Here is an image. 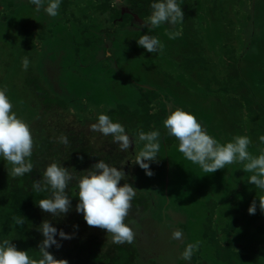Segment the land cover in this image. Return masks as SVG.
Returning a JSON list of instances; mask_svg holds the SVG:
<instances>
[{"label":"trees","instance_id":"1","mask_svg":"<svg viewBox=\"0 0 264 264\" xmlns=\"http://www.w3.org/2000/svg\"><path fill=\"white\" fill-rule=\"evenodd\" d=\"M2 1H5L9 7L13 5L7 0ZM196 1L182 0V10L193 16ZM238 1L244 0H236V2ZM249 1L254 4L256 0ZM150 3L151 0H123L120 4L115 3L114 0H101L97 4L87 5L86 13L78 17L75 7L69 1L61 0L64 15L69 10L68 14L77 23L92 16L101 25L98 27L97 33H92L90 36L85 35L88 28H84L82 39L75 41L73 55L76 59L84 58L83 53L94 46L99 52L92 62L94 67L87 65L86 68L89 70L85 77H83L84 75L75 77V74L73 76L69 71L71 65L65 72L66 87L65 89L63 85L61 87L68 96H71L72 102L68 101V96L61 94V88L58 87L57 81L59 71L56 61H51L52 57L56 58L60 54L62 56V52L51 53L49 49L44 48L45 55L41 60L43 62L41 74L47 80L44 83H42L43 79L41 80L34 73L33 64L26 71L28 77L24 80L22 88L23 90L28 89L35 96L36 106H38L36 108L37 115L34 119L25 120L19 114L17 116L30 127L34 141L30 157L33 167L29 173H25L23 176H14L15 178H11L9 181L0 177V239L11 240L10 242L18 250L28 251L33 258L39 257L38 245L44 238L38 231L39 225L47 220L57 229V232L63 230L70 236L68 239H63L54 235V239L58 241L60 247L57 248L53 245L46 249L57 260L64 259L68 264H156L155 261L147 257L148 253L146 259L142 257L136 247L139 244L137 239H134L130 244L114 243L111 233H107L106 230L99 227L87 225L83 219V213H77L75 210L78 202L76 185L78 179L83 176L82 171L90 169L100 159L125 171L127 161H130V158L135 154L134 144L130 143L129 146L132 152L130 149L122 151L112 141L110 135L104 136L91 130L90 125L96 122L99 113H105L114 121L120 122L130 136H136L141 130L145 132L152 129L159 130L161 132L160 139L167 147L164 150L169 157L171 146L177 141H174L175 137L168 136L163 128V119L169 114L171 105H165L162 101V90L158 89L156 81H152L156 78L155 76L166 77L172 81L173 75L160 69L149 70L147 73L119 71L120 64L128 58L132 59L131 51L138 49L136 42L127 40V34L131 33L130 29L134 25L150 26L147 22V17L151 13ZM214 5L212 3L211 11L216 14ZM69 6L72 7L69 9ZM3 8L0 10V15L10 13L11 9L8 10L5 6ZM22 17L24 16L15 15L13 22L8 17H0V33L5 36L0 40V58L4 63L0 70L6 73L5 79L0 80V84L4 80L6 83L14 78L15 72L12 73L6 64L9 66L8 63L14 64L16 61V64L19 65L22 59L21 55L28 57L32 63L34 54L41 53L35 38L37 36L39 40H45L46 31L41 30L35 34L28 28L26 22H18ZM249 19H252V15H249ZM168 26L170 31L175 29V25ZM198 36L200 37L199 34ZM251 37L248 36L249 39ZM199 40H202V37ZM257 41L258 38H252L254 45ZM227 50L229 53L230 50ZM29 52L33 55L30 56ZM108 52L111 55H107ZM225 52L227 53V51ZM64 57L65 55L62 60ZM153 62L156 63L155 60ZM207 62L198 52L197 55L182 57L179 69L187 75H191L195 82L196 80L199 82L201 89H198L202 90L204 95H213L216 98V94L220 92L228 94L226 106L233 112H239L238 116L242 117L234 121L233 130L225 129L226 135L223 138L220 139L217 135L215 138L223 144L225 141L231 140L232 136L246 135L251 141L248 148L250 153L252 154L255 150L254 153L259 154L260 150L264 148V144L258 140L260 135H264V104L255 97L251 86L243 78L239 58L230 55L225 61L222 73L210 70L211 67ZM47 63L52 65L51 68L45 66ZM171 64L172 62L169 63V66ZM133 67H136V64ZM86 68L83 67L82 71H85ZM150 73L154 76H150ZM195 90L192 88L193 93ZM202 92L197 93L202 94ZM207 96L202 95L205 97V101H208L209 97ZM81 98L88 100L87 104L90 106L88 114H85L87 110H84V105L80 108L78 99ZM164 99H167L168 103L172 102L167 96ZM221 130L223 131V128ZM61 135L67 137V143L60 142ZM181 154L173 161H170L167 156L168 161L179 164L178 157ZM165 159L164 155L161 161H167ZM1 162L3 163L1 170L7 171V168L11 170L12 165H8L9 162L2 159ZM52 162L65 167L68 172L71 170L69 173L72 177L65 189L70 198V208L59 216L42 211L36 204L40 199L50 197V192L33 189L34 182L44 183L43 172L46 166ZM238 167L240 173L237 171ZM183 172L186 173L185 170ZM124 173L125 178L119 183H128L134 187L133 183L128 180L126 172ZM10 174L12 175L11 172ZM178 174L173 175L170 179L174 178V181L179 183L178 186H181V170ZM249 175L250 173L244 170L243 163L228 165L225 169H218L214 173H210L214 182L211 181L213 184H208L209 190L204 197L205 204H207L206 211L195 216L193 223V225H200L203 229L202 232L197 233L193 227L186 231L184 221L180 224L185 239L187 235L191 238L187 243L199 242L198 247L193 252L190 261L186 262L180 258L177 264H264V215L259 218L262 224L258 219H255L254 230L250 232V222L239 221L238 217V213L245 209V205L235 201L239 197L237 196L239 191L233 185L241 184V181L246 183ZM208 176L206 175V177ZM159 182L153 183V185L159 187ZM146 187H151V184L147 182ZM184 188H186L184 189L186 192H181L183 196H196L197 193L193 192L194 185L193 187L190 185L188 188L184 186ZM248 188L249 186L246 189L248 190ZM223 189L225 191L222 193ZM232 192L234 194H231ZM166 196L168 197L165 194L164 197ZM228 198L233 202L230 209L224 207ZM168 202L173 203L170 199ZM152 203L151 195L140 194L138 197H133L124 222L128 225L130 221L135 224L143 222L141 214L145 213L151 216L154 212ZM208 204L210 208H208ZM177 209L179 211V208ZM182 213L184 216L186 215V218L188 217L187 223H191L188 212L183 211ZM22 216L24 217L23 223L17 224L14 218ZM207 221L210 222L209 226ZM238 234L239 236L246 235L244 242L241 243L240 239H235Z\"/></svg>","mask_w":264,"mask_h":264},{"label":"rangeland","instance_id":"2","mask_svg":"<svg viewBox=\"0 0 264 264\" xmlns=\"http://www.w3.org/2000/svg\"><path fill=\"white\" fill-rule=\"evenodd\" d=\"M7 1L13 3V5L9 7L5 1L4 3L0 0V10L4 9L3 7L5 6L8 10L11 9L10 13H4V15H0V17H8L13 22L15 15H21L24 17H22L18 22H26L28 24V28L35 34L39 33L41 30L46 31L45 40H39L36 36L35 42L38 44V49L41 53L34 54L36 57L34 56L32 63H29V66L31 64L34 65V73L39 76L41 80L43 79L42 83L46 80V78L42 77L41 74V69L43 68V62H41V60L45 55L44 48L49 49L51 53L54 51H58V53L62 52V56L60 54L56 58L52 57L51 61H56V67L59 71L57 81L58 87L61 88V94L68 96L63 88L65 89L66 87L64 79L66 77L65 72L67 71L69 65H71L69 67V71H71L73 76L75 74V77H80L82 75L85 77L87 70H89L86 68L87 65L89 64V67H94L92 66V62L99 52L96 50V46H94L83 53L84 58L76 59L75 55H73L74 47L76 45L75 41L82 39V31L84 28H88L87 32H85V35L87 36H90L92 33H97L99 29L98 27L101 26L100 23L92 16H88L82 22L77 23L76 20L68 14L69 10L66 11V14L64 15L61 6L56 17H49L44 14L43 11L36 13L30 0ZM67 1L75 7L76 15L81 17L86 13L85 8L87 5L97 4L101 0ZM114 1L119 4L123 2V0ZM178 3H180L182 7V0H178ZM212 3L215 4L216 14H213L211 11ZM72 6H69L68 8L70 9ZM182 11L184 12L183 21H178L175 24V29L171 31L167 23L158 25L155 28H152L151 26L143 27L134 25L133 28L130 29L131 33L127 34V40H132L135 43L136 39H138L142 34L148 33L149 35H155L160 40L162 47L157 53L151 54L147 53L142 47L138 46L137 50L131 51L132 59L128 58L120 64L119 71H129L127 73H138L142 71L147 73L149 70L153 69H160L162 71L164 69H168L170 62L175 64L179 58H184L189 55H197L199 52L203 55L205 60L208 61V66L211 67L210 70H216L217 72L222 73L225 68L226 59L230 55H234L240 60L239 66L241 68L243 78L251 86V90L253 91L255 97L260 100L262 104H264V0H256L254 1V4L249 0H244L242 2H236V0H197L195 4V14L193 16L185 10ZM249 15H252V19H249ZM198 34L202 37V40H199L200 37ZM248 36L251 38L249 39ZM4 37V34L0 33V40ZM252 38H258L255 45L252 42ZM227 49L230 50L229 53ZM225 51H227V53ZM29 55L32 56L33 54L29 52ZM64 55L65 57L62 60ZM107 55H111V53L108 52ZM22 57L23 55H21V58ZM154 60L160 65L154 63ZM17 63L19 64V62ZM50 63H47L45 66L51 68L50 66L52 65ZM8 64L9 66L6 64L7 68L9 67L12 73L15 72L14 78L10 79L9 82L6 81V83L5 80L1 82L0 88L6 89V94L8 92L7 96L13 105L12 110L16 114L24 117V120L34 119L37 115L36 108H38V106H36L35 96L30 93L28 89L23 90L22 88L24 80L28 77V75H26L27 70L21 66V61L19 65L16 64V61L14 64ZM134 64H136V67H133ZM172 64L170 69H168L170 71H173L174 69ZM0 66V68L4 66L2 58H0ZM83 67L86 68V72L82 71ZM178 75L182 77L180 73ZM73 76L71 77L73 78ZM165 76L167 75L165 74ZM5 77L6 73L3 70H0V80L5 79ZM174 77L181 79L179 76L176 77V75ZM186 78L187 80L184 83V87L188 86L190 88H195V93L202 92L197 80L195 82L191 75H187ZM171 83L173 86L175 85L173 81ZM62 85L63 88L61 87ZM159 85L161 88V83H159ZM181 85L182 84L180 82L179 86ZM197 94L200 96H207V94L204 95V92H202V94ZM170 97L172 99H176L175 94H170ZM207 97H209L208 101L212 102L214 100L213 102L219 104L222 107L221 109L228 110L232 113L233 117H237L236 120L239 117L242 118L241 116H238L239 112H233L232 109L226 106L228 94L220 92L219 94H216V98L213 95H208ZM68 101L72 102L70 95L68 96ZM78 101H80V108L84 105V110H87L85 114H88V108L90 107L87 104L88 100L81 98L80 100L78 99ZM162 101L166 106L171 105V103L167 102V99L162 98ZM176 140L177 139L175 138L174 141ZM178 143L179 142L177 140L171 146L170 161H173L179 154H181L177 150ZM142 145L143 142H136L134 146V157L130 158V161H127L124 172H126L128 180L134 185V197H138L140 194L151 195L154 212L151 216L145 213L141 214L143 222L135 224L130 221L129 225L135 233L134 239L139 241V244L136 247H138L143 258L146 259V255L148 253L149 256L147 257L155 261L156 264H177L178 260L181 258L180 252L183 251L185 244H187L191 238L187 235L186 239L184 238V243L183 240L171 239L170 233L172 230L177 228L183 232V228H180V224L183 223V221L186 231L193 227L197 233L202 232L203 229L200 225H193L194 218L200 213L206 211L207 204H205L206 200H204V197H206V193L208 192V184H213L212 182H214V179L202 181V184H200L201 189L197 191L196 196L186 195L183 197L181 192L186 188L182 185L178 186L179 183L176 181L170 183L171 185L168 184V180H171L170 177L176 175V169L180 170L181 167L175 163L161 161L163 156L166 155L164 151V141L160 139V149L157 160L149 165L150 170L153 173L151 177L145 175L144 170L135 164V155L142 148ZM129 149L132 152L130 147ZM253 151L255 152V150ZM254 152L252 153L253 155L258 154L257 152ZM178 159L180 160L179 157ZM2 164L3 163L0 159V177L6 178L8 181L11 178H15L10 174L11 170H8V168L7 171L1 170ZM8 165L11 164L9 163ZM183 166H185V169L181 170L186 171L189 167L192 168L197 165ZM86 170L88 169L82 171L83 176L86 175ZM237 171L240 173L239 167ZM5 173L6 175H4ZM158 181H160V190H158V186L153 185V183H157ZM147 182L148 184H151V187H146ZM241 182V184L233 185L239 191L237 193V196L239 197H237L235 201L244 204L246 209L245 211L242 210L239 212L238 217L240 219L239 221L250 222L249 231L252 232L254 230L253 222H255V219H259L262 215H264V212L260 210L258 203V200L264 199V190H260L252 184H247V182ZM248 186L249 188L247 190L246 188ZM224 191L225 189L222 190V193ZM185 192L186 191H184V193ZM242 192H245V194H242ZM163 194L164 196L165 194L168 195V197H164ZM231 194H234V192ZM165 198H167V200H165ZM169 199L173 203L168 202ZM254 200L257 202L256 212L254 214H248L247 208ZM226 202V205L228 206L224 207H226V209H230V206L233 204L232 200L229 199ZM177 208H179V211ZM208 208H210L209 204ZM183 211L188 212L189 217H191V223H187L188 217L186 218V215L184 216L182 213ZM207 223L209 226L210 222L207 221ZM186 225L188 226L186 227ZM244 236L246 235L244 234L243 236H239L238 234L235 239H240V242L242 243L245 240Z\"/></svg>","mask_w":264,"mask_h":264},{"label":"clouds","instance_id":"3","mask_svg":"<svg viewBox=\"0 0 264 264\" xmlns=\"http://www.w3.org/2000/svg\"><path fill=\"white\" fill-rule=\"evenodd\" d=\"M34 11H43L49 17H56L61 6V0H30ZM151 13L147 17L148 24L155 28L167 23L175 25L183 21L184 12L178 0H151ZM138 46L147 53H157L162 47L155 35L142 34L136 39ZM28 57H22L21 66L27 70ZM13 105L6 94V89L0 88V159L12 165L13 176H23L32 170L31 155L33 137L29 125L12 110ZM91 130L104 136H111L112 141L122 151H128L130 143L143 142L142 148L135 155V164L144 170L145 175L151 176L150 163L157 160L160 149L161 132L156 129L139 131L136 136H130L125 127L114 121L105 113H99L95 123L90 125ZM163 128L166 134L178 140L177 150L194 164L199 165L202 171L214 173L218 169H225L228 165L241 164L246 172L250 173L247 182L260 190H264V148L257 155L249 152L251 143L246 135L234 136L232 140L221 144L214 136L202 127L201 123L191 112L181 108L171 111L163 119ZM132 138V139H130ZM60 142L67 143V137L61 135ZM264 144V135L258 137ZM86 175L77 181L78 202L75 206L77 213H83V219L89 226L99 227L112 234L114 243H132L135 233L130 225L124 222L135 195V188L128 183L120 184L125 178L122 169L109 165L100 159ZM72 179L65 167L56 162L46 166L43 172V184L34 182L36 191L47 190L50 197L40 199L36 204L42 211L53 216L66 213L70 208V198L66 194L69 181ZM259 208L264 212V199L258 200ZM257 202L254 200L247 208L248 214L256 212ZM17 224L23 223L24 217L14 218ZM76 227V226H74ZM38 231L44 237L39 243V257L33 258L28 251L18 250L9 239H0V264H68L64 259L57 260L46 249L50 246L60 247L54 235L63 239L70 236L53 227L47 220L43 221ZM170 238L183 240V232L177 228L171 231ZM199 242L187 243L180 257L190 261Z\"/></svg>","mask_w":264,"mask_h":264},{"label":"crops","instance_id":"4","mask_svg":"<svg viewBox=\"0 0 264 264\" xmlns=\"http://www.w3.org/2000/svg\"><path fill=\"white\" fill-rule=\"evenodd\" d=\"M181 60L182 58H179L178 61L175 64H173V67H174L173 71L168 70L170 69V66H168V69H164V71L170 72L173 75V77L176 75V77L179 76L181 78V79L175 78V77L173 78L172 81L175 83L174 86L171 83L172 82L171 79H167L165 77L158 78L157 76H155L156 78L152 81H156L155 84L157 85L158 89L162 90V94H161L162 97L165 98L167 96V98L172 101L171 107L169 108L170 112L174 111L176 108H181V109H184L185 111L191 112L192 114L195 115L196 119L201 123L202 127L208 132L209 135L214 136V137H216L217 135L220 139L223 138L226 135L225 129L233 130L234 128L233 123L237 117L236 118L233 117V115L228 110L221 109L222 107L219 104H216V102L205 101V97L197 95V93L195 92L193 93L192 88L190 89V87L188 86L184 87V83L187 80L186 78L187 73L179 69V63L181 62ZM179 73L182 75V77L178 75ZM149 75L154 76L152 73H150ZM180 82L182 84L181 86H179ZM159 83H161V88H160ZM170 94H175L176 99H172L170 97ZM172 104L174 105L173 107H172ZM222 128H223V131L221 130ZM232 138L233 136L231 137V140ZM225 142H228V141H225ZM164 148H167V147L164 145ZM165 156H166L167 162H169L168 161L169 155L166 154ZM179 158H180V163L177 165H179L181 169H185V166L183 165H197V164L191 163V161L187 160L182 154L181 156H179ZM180 170L176 169L175 171L176 175H179L178 173ZM181 174L182 175L180 176L181 177L180 185H182L183 187L185 186L187 188L190 187V185L192 187L194 185L193 192L195 193H197V191L201 189L200 184H202V181H207V180L212 179V176H210V173L202 171L199 166L192 167V168L189 167L188 170H186V173H184L181 170ZM206 175H209V176L206 177ZM174 180H175L174 178L170 181L168 180V184L173 183ZM208 190L209 189L207 188V191ZM245 210L246 209H244L243 211ZM258 220L260 221L259 223L262 224V221L260 219ZM184 238H183V242L185 241Z\"/></svg>","mask_w":264,"mask_h":264}]
</instances>
